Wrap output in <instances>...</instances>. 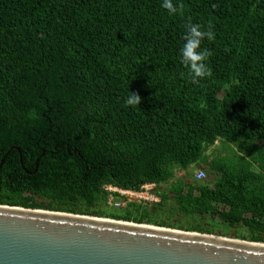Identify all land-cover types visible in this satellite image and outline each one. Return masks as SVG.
I'll return each instance as SVG.
<instances>
[{
    "label": "trees",
    "instance_id": "1",
    "mask_svg": "<svg viewBox=\"0 0 264 264\" xmlns=\"http://www.w3.org/2000/svg\"><path fill=\"white\" fill-rule=\"evenodd\" d=\"M162 3L0 0V205L264 243V0ZM189 22L214 26L199 85L180 62ZM216 142L235 149L207 154ZM192 166L213 185L175 177ZM144 183L158 205L102 212L104 185Z\"/></svg>",
    "mask_w": 264,
    "mask_h": 264
},
{
    "label": "water",
    "instance_id": "2",
    "mask_svg": "<svg viewBox=\"0 0 264 264\" xmlns=\"http://www.w3.org/2000/svg\"><path fill=\"white\" fill-rule=\"evenodd\" d=\"M0 264H264V243L0 205Z\"/></svg>",
    "mask_w": 264,
    "mask_h": 264
},
{
    "label": "clouds",
    "instance_id": "3",
    "mask_svg": "<svg viewBox=\"0 0 264 264\" xmlns=\"http://www.w3.org/2000/svg\"><path fill=\"white\" fill-rule=\"evenodd\" d=\"M162 7L167 10L169 16H173L182 11L183 4L174 5L173 0H163ZM213 27L211 22L206 29L200 24L191 22L186 26V34L183 36L184 43L180 48V62L188 70L187 75L194 85H199L201 81L213 75L207 63L212 52L201 47L205 39L209 41L215 39ZM124 103L127 106L138 107L141 97L137 93L129 92Z\"/></svg>",
    "mask_w": 264,
    "mask_h": 264
},
{
    "label": "built area",
    "instance_id": "4",
    "mask_svg": "<svg viewBox=\"0 0 264 264\" xmlns=\"http://www.w3.org/2000/svg\"><path fill=\"white\" fill-rule=\"evenodd\" d=\"M182 175L183 172H178L175 174V177H180ZM195 178L197 181L204 180V171H197ZM102 188L107 193L106 205L118 210H125L130 205L150 210L161 201L155 183L141 184L137 190L124 189L114 185H104Z\"/></svg>",
    "mask_w": 264,
    "mask_h": 264
},
{
    "label": "rangeland",
    "instance_id": "5",
    "mask_svg": "<svg viewBox=\"0 0 264 264\" xmlns=\"http://www.w3.org/2000/svg\"><path fill=\"white\" fill-rule=\"evenodd\" d=\"M235 147L233 145H226L224 143L221 142H216L208 151L207 154H211V156H228L231 154V151L234 150ZM199 170H203V169H199L198 167H194L192 166L186 173L185 175H182L181 177H188L189 179H194L195 178V174L197 173V171ZM205 173V178L204 180L200 181V182H205L208 183L209 185H213V182L215 181V179L217 178V174L216 173H209L207 172V170H203ZM180 178V177H179ZM198 182V181H197ZM101 210L104 214H110L112 213V211L118 212V214H122L123 211L122 210H118V209H114V208H110L107 205H104L101 207ZM165 221L169 222V223H185V226H202L208 229L213 230L215 233H221V234H232V235H244L245 234V230L242 227H237L235 229H230L227 227H224L223 225L219 224L217 221H211L209 219H194L192 221L188 220V221H182L178 218L177 215H174L173 213L170 215H167L165 217ZM153 226V225H151ZM177 230V229H175ZM214 236V235H213ZM221 237V236H220ZM226 238V237H225ZM233 239V238H232ZM240 240V239H238ZM245 241V240H243Z\"/></svg>",
    "mask_w": 264,
    "mask_h": 264
}]
</instances>
